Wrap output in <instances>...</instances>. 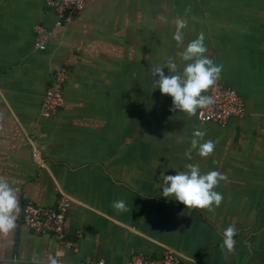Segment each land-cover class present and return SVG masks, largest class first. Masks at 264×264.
Here are the masks:
<instances>
[{
    "label": "crops",
    "instance_id": "0c3cea01",
    "mask_svg": "<svg viewBox=\"0 0 264 264\" xmlns=\"http://www.w3.org/2000/svg\"><path fill=\"white\" fill-rule=\"evenodd\" d=\"M177 18L188 22L184 46L204 34L206 55L223 66L220 82L242 97L241 118L201 125L154 89V66L172 57L182 71L185 63L172 38ZM55 20L43 0H0V176L20 189L0 264L58 252L63 264H126L165 249L180 264H264V0H85L69 24L55 28ZM38 24L48 32L42 52L32 48ZM56 67L66 69L64 105L43 119ZM196 129L216 147L208 157L193 150L189 160ZM189 163L228 177L212 212L161 195V173ZM60 194L69 198L63 228L73 247L21 221L25 203L49 207ZM119 200L128 211L112 207ZM230 225L238 232L225 259Z\"/></svg>",
    "mask_w": 264,
    "mask_h": 264
},
{
    "label": "clouds",
    "instance_id": "9594fccd",
    "mask_svg": "<svg viewBox=\"0 0 264 264\" xmlns=\"http://www.w3.org/2000/svg\"><path fill=\"white\" fill-rule=\"evenodd\" d=\"M160 19L166 21V17L161 16ZM187 24L186 19L177 18L172 37L178 48L183 46V52L180 54L181 60L185 62L182 71L175 60L168 57L163 63L151 69V78L154 89L158 88L162 95L172 98L171 110L182 111L191 116L195 115L198 109L213 105V98L204 93L221 78L223 66L216 64L206 55L208 48L202 32L184 46L183 30ZM205 135L206 132L203 130L193 131L191 146L185 152L187 159H192L193 150H197L200 157L212 155L216 144L212 140L204 141ZM185 167L186 171L177 170L175 175L161 173V195L165 198H174L185 208L214 211L223 200L222 194L215 189L221 182H227V175L215 170L202 173L198 163H189ZM19 191L20 189L13 186L7 178L0 176V237L9 236L17 227L20 214ZM112 207L121 212L128 211L123 200L114 201ZM237 232L235 225L228 226L222 232L223 240L220 248L225 253V259L235 251L234 237ZM62 256V252L49 255L47 258L34 255L30 264H63Z\"/></svg>",
    "mask_w": 264,
    "mask_h": 264
},
{
    "label": "built area",
    "instance_id": "2783aa9c",
    "mask_svg": "<svg viewBox=\"0 0 264 264\" xmlns=\"http://www.w3.org/2000/svg\"><path fill=\"white\" fill-rule=\"evenodd\" d=\"M43 2L47 11L56 18L53 25L55 28L69 24L73 18L82 13L85 7V0H43ZM33 32V50L44 51L48 32L39 24L34 26ZM65 79L66 69L64 67L53 68L50 72L40 107V115L43 119L54 116L62 109L64 105L62 88ZM205 95L211 96L214 103L209 108L197 111L196 119L199 124L225 126L231 118H241L244 115L242 97L235 89L224 86L220 80ZM68 207L69 198L64 194H60L55 203L49 207L36 206L28 202L21 208V221L32 234L51 236L59 245L73 247L75 241L66 236L63 228ZM126 262V264H180L181 260L177 253L165 249L159 256L136 253ZM98 264L104 263L98 262Z\"/></svg>",
    "mask_w": 264,
    "mask_h": 264
}]
</instances>
